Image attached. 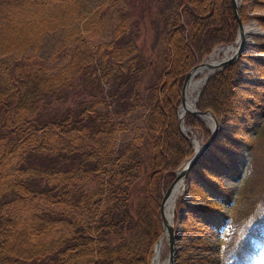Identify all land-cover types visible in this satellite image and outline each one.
I'll list each match as a JSON object with an SVG mask.
<instances>
[{
    "label": "trees",
    "instance_id": "1",
    "mask_svg": "<svg viewBox=\"0 0 264 264\" xmlns=\"http://www.w3.org/2000/svg\"><path fill=\"white\" fill-rule=\"evenodd\" d=\"M254 3L264 7V0ZM102 4L0 0V264H148L161 233V194L192 153L177 121L184 76L215 44L233 40L236 20L228 0H173L163 18L162 67L142 93V58L124 13L117 15L112 39L93 47L77 25L68 54L54 64L28 49L50 29L78 24ZM255 18L264 27V14ZM257 62L261 82L235 77L228 65L209 76L194 102L217 123L185 177L189 192L208 201L183 203L178 197L174 220L183 203L181 223L201 235L230 218L216 208L217 200L232 198L230 212L235 200L221 179L255 144V134L237 133L256 131L264 59ZM75 80L87 97L62 106ZM137 106L138 141L117 142V131L126 127L119 110ZM183 121L203 141L209 138L210 130L193 114L185 112ZM138 180L132 211L129 199ZM108 233L117 241L109 243ZM250 249L256 252L251 243H234V261L246 257L251 264Z\"/></svg>",
    "mask_w": 264,
    "mask_h": 264
},
{
    "label": "rangeland",
    "instance_id": "2",
    "mask_svg": "<svg viewBox=\"0 0 264 264\" xmlns=\"http://www.w3.org/2000/svg\"><path fill=\"white\" fill-rule=\"evenodd\" d=\"M101 1H104L103 4ZM96 3L102 5L92 9V14L83 16L78 24L73 21L68 25H59L55 29H50L28 49L40 56L46 64H54L68 54H66V50L69 51L70 46L75 42L74 34L78 29L77 25L80 26L82 36L89 46L93 47L96 43L112 39L113 26L118 19L117 15L124 13L127 17V24L132 29V39L136 50L142 58V68L137 82V88L142 93L162 67L163 18L169 12L173 0H96ZM238 9L242 23L254 22L261 31L251 35L249 49L240 52L237 58L228 65L235 77L238 76L241 80L254 84L261 82L263 77L258 70L257 60L264 59V27L258 23L255 16L263 15L264 7H257L254 0H238ZM227 43L220 42L214 46ZM212 48L203 55L200 61L204 63ZM200 76V73H196L191 79L195 80ZM200 85L201 83L193 88L194 95ZM263 87L262 89H264ZM69 89L65 101L61 103L62 106L73 104L85 96L78 80H75ZM118 115L126 122V127L117 131V139L115 138L117 142L129 138H133L137 142L142 124L141 108L137 106L129 112L120 109ZM206 126L209 129L207 124ZM252 126L256 127L255 132L240 130L237 133V136L255 134L252 151L237 158L234 161V173L225 174L221 179V182L229 187L235 200L230 212L229 205L232 198L230 201L224 200V198L217 200L216 208L219 212L230 213V218H226L218 229L211 226L209 232L201 235L193 225H185L181 223L179 217L176 221L172 217L173 225L176 228L174 264H245L246 257L240 263L234 261L238 258L234 251V243L238 242L251 243L252 247H256V252L250 249L252 251L251 264H264V93L262 105L254 113ZM192 130L200 142H203L199 130ZM184 181V186L176 195L174 203L178 197H181L183 203L204 204L208 201V197L204 194L189 192L186 178ZM139 182L140 180L136 183L129 199L132 211L139 196ZM174 203L172 210L175 209ZM183 203L179 207L178 214L184 213ZM106 237L109 243H114L118 239V236L113 233H108ZM240 247L249 249L248 245ZM167 250L165 240L161 258H166Z\"/></svg>",
    "mask_w": 264,
    "mask_h": 264
},
{
    "label": "water",
    "instance_id": "3",
    "mask_svg": "<svg viewBox=\"0 0 264 264\" xmlns=\"http://www.w3.org/2000/svg\"><path fill=\"white\" fill-rule=\"evenodd\" d=\"M230 7L233 11L235 20H236V34L233 38L232 41L228 42L231 43L234 41V39L237 36L238 31L240 30L241 26H242V21L240 19V15H239V9H238V0H228ZM227 43V44H228ZM214 48V47H213ZM212 48V49H213ZM241 50L237 49L234 50L228 57L224 58L221 63L219 64V66L213 70H211L208 74H206L205 76H203L202 78H197L195 79L196 81L193 83V85L197 84V82L200 80L201 85L200 87L197 89L194 98H193V104L191 106H188L186 104V98H187V94H188V85H189V79L190 77L194 74V72L196 71V69L200 66L203 65V61H200L199 63L195 64L184 76L182 85H181V96H180V102L179 105L177 106V121H178V128L179 131L191 142V146H192V153L190 154V156L188 158H186L184 161H182L179 165V167L176 169L175 171V176L172 179V181L167 185V187L165 188L164 192L161 195V199L159 202V215H160V222H161V233L158 236V238L155 240V242L152 245V255H151V259L149 264H151L153 256L155 254V247H156V243L159 239V237L161 235H165V240H166V244H167V256H166V261L167 264H174V252H175V245H174V238L176 236V228L173 226V222H166L164 219V209H165V205L167 202V199H169V197L171 196V191L173 189V185L175 184L176 180L182 176L183 179V183H185L184 178L186 177L188 168L194 164L195 160L201 155V153H203L206 149L207 146L209 145L210 141L213 138V133L216 129L217 123H216V119L214 117V115L210 112H206V111H199L195 105H194V101L197 99V96L201 90V86L203 85V83L206 81V79L213 74L214 72L220 70L221 68L225 67L226 65L230 64L231 62H233L237 56L240 54ZM180 107H182L181 111H180ZM185 112H189L191 114H193L194 116H196L198 119L204 121L209 129H210V136L206 141H203L200 143V145L195 148L193 145V140L190 137V135H188L187 133H190V129L185 130L183 128V126H186L183 123V115ZM184 186V185H183ZM176 196L172 197L171 200V205L173 207V203H174V199ZM170 215H173V211L170 212Z\"/></svg>",
    "mask_w": 264,
    "mask_h": 264
},
{
    "label": "bare ground",
    "instance_id": "4",
    "mask_svg": "<svg viewBox=\"0 0 264 264\" xmlns=\"http://www.w3.org/2000/svg\"><path fill=\"white\" fill-rule=\"evenodd\" d=\"M260 31L261 30H260L259 26H257L254 22H249V23H245V24L243 23L240 30L238 31L237 36L234 39V41L231 43H228V44H219V45L215 46L212 49L211 53L207 55V58L205 59L203 65L198 67L196 69V71L194 72V74L200 73L201 74L200 78H202L203 76L208 74L211 70L217 68L219 66V64L221 63V61L224 58L228 57L234 50L239 49V50H241V52H243V51L249 49V45L251 44V35L257 34ZM192 76L189 79L188 94H187V98H186V104L188 106H191L193 104V98H194V93L192 92L193 88L201 82L199 80L197 82V84L193 85V83L196 80H192L191 79ZM181 109H182V107H180V111H181ZM183 128L185 130L189 129L187 126H183ZM189 134L193 140L194 147L197 148L201 143L200 139L193 132V130H191ZM183 185H184L183 179H182V176H180L176 180L175 184L173 185V189L171 191V196L169 197V199H167V202L165 205L164 219L166 222L172 221V216L170 215V212L172 211V206H170L171 200H172V197L176 196L178 194V192L180 191V189L183 188ZM174 212H175V210H174ZM164 241H165V235L163 234L159 237V239L156 243L155 254L153 256L151 264H167L166 258L165 259L161 258V252L163 250Z\"/></svg>",
    "mask_w": 264,
    "mask_h": 264
}]
</instances>
